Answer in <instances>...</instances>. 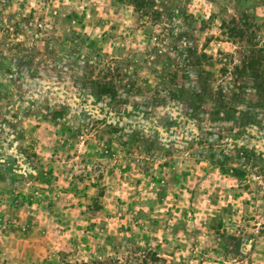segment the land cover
<instances>
[{"label": "rangeland", "instance_id": "rangeland-1", "mask_svg": "<svg viewBox=\"0 0 264 264\" xmlns=\"http://www.w3.org/2000/svg\"><path fill=\"white\" fill-rule=\"evenodd\" d=\"M240 1L264 20V0ZM240 11L0 0V264H264V107L218 55V21Z\"/></svg>", "mask_w": 264, "mask_h": 264}, {"label": "trees", "instance_id": "trees-1", "mask_svg": "<svg viewBox=\"0 0 264 264\" xmlns=\"http://www.w3.org/2000/svg\"><path fill=\"white\" fill-rule=\"evenodd\" d=\"M131 3L137 11L143 15H147L148 11L154 4V0H131ZM237 6L241 9L240 13L230 14L228 18L218 17L220 18L218 21V41L221 44L218 55L220 62H222L221 73L225 83H231V85L236 89L247 87L248 90L256 95L258 102H261L264 107V36L260 33L262 31L264 32V20L257 23V21L253 19L250 10L254 5L247 7L243 5L242 1L237 0ZM216 17V14H212L209 16L208 20L212 21ZM208 20L204 21L205 26H208ZM180 23V20L178 21L177 19L170 21L164 27L167 35H171L174 27L179 26ZM178 33L183 35L187 32L178 28ZM154 38V48L159 49L160 47L158 45L161 43L162 38L158 35H154ZM152 40L153 39H151V41ZM195 48V46L193 47L187 45L182 52L176 47L174 49L176 53L184 55V60L186 59V62L189 61L188 56H193L197 65L206 64L208 61L206 53H200ZM138 56H140L142 60L146 61V57L143 52H139ZM237 57L238 61H236ZM167 65H173V63L169 62ZM173 67L177 69L178 65H173ZM106 68V71H101L103 74L101 77H103L107 82L114 81L116 77L119 76L118 68H110L109 66ZM140 70L148 71L149 68L140 67ZM168 73L170 72H167V74ZM142 74L140 75L143 77V81L145 83H149L150 79L160 75L158 71H153L152 75H149V73ZM201 75L206 77L207 72L203 69L201 70ZM107 85L99 84L98 91L100 93L116 95L117 87ZM206 88L207 87H203L201 89L206 90ZM167 91L170 92L171 89H167ZM218 93L223 95V89L220 88ZM133 264L139 263L133 262Z\"/></svg>", "mask_w": 264, "mask_h": 264}]
</instances>
